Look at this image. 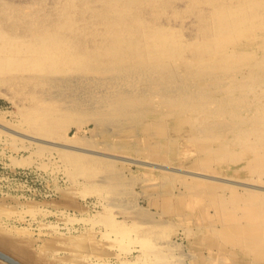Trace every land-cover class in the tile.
Returning <instances> with one entry per match:
<instances>
[{"label":"rangeland","instance_id":"obj_1","mask_svg":"<svg viewBox=\"0 0 264 264\" xmlns=\"http://www.w3.org/2000/svg\"><path fill=\"white\" fill-rule=\"evenodd\" d=\"M237 1L156 0L140 9L130 2L122 20L134 27L137 13L144 23L138 30L175 32L186 46L185 58H195L198 46L231 34L219 30L215 37L211 22L219 5ZM117 5L0 0V121L81 148H51L0 129V235L39 264H264V190L252 187L264 186V98L253 101L264 95V85L256 92L235 86L248 68L215 80L217 90L197 69L188 79L184 66L145 75L137 51L126 43L112 50L117 42L110 34L120 19L110 9ZM248 26H236L233 44L261 54L264 29ZM42 35L69 40L55 70L48 68L50 75L80 71L78 81L58 83L60 94L54 96L55 87L46 86L48 71L33 59L37 45L46 43L34 40ZM242 36L249 41L241 42ZM7 46H16L17 53L8 55ZM115 63L131 69L124 72ZM259 70L264 80V68ZM171 83L177 94L163 91ZM42 112L52 116L46 126L38 122ZM142 235L147 242L154 238L156 247ZM0 251L20 260L8 249Z\"/></svg>","mask_w":264,"mask_h":264},{"label":"bare ground","instance_id":"obj_2","mask_svg":"<svg viewBox=\"0 0 264 264\" xmlns=\"http://www.w3.org/2000/svg\"><path fill=\"white\" fill-rule=\"evenodd\" d=\"M119 5H117V9H110V13L112 14V16H119V25L118 27L116 28V30L110 34V37L112 38H106V40H112L113 42H117L116 45L113 46L112 50H122L123 47H122V44L123 43H126V46L127 48H131L133 49L134 51H137V53H139V56L141 58L139 59H144L143 63L141 65H139L140 68H143L144 67V73H146L145 75L147 74H151V72H162L164 70H169V71H174L175 70V67H173V64L174 66L178 67V66H184L185 69H186V72L188 74V79L192 78L191 77V73L194 69H197V71H202L204 73L203 76H201L200 79H202L203 81H208V82H211V88L215 87L216 85H218V83H216L217 79L219 78H222L223 75H234V74H242L244 71V69H247L248 71V75L247 77L245 78V80L240 84H235V86H238V88L240 89H250V91H255L256 89H262L261 87L264 85V80H260V77L257 76V72L259 69H263L264 68V42L263 44L261 45V47L258 49H261V54H257L256 52V48L254 49H249L250 51H247V52H244V51H238L240 49H236V46L235 44H233V39L235 37V28H237L236 26H240L241 23H243L244 26H248V25H251L253 28H259V30L261 29H264V0H239L235 3H227L224 7L219 5V8L221 11H215L216 12V16L214 14V20L213 22H211L212 24L214 23L216 26L215 30L213 29V31L215 33H212V35H215L216 37V33L217 35L220 34L221 32L219 30H226V29H229L231 34H227L225 35L224 37H221V38H218L217 37L215 39H213V41H206V43L203 45V46H198V50H195L197 51V56L195 58H191L189 57L188 59L185 58V55H184V49H185V45H183L182 43H180V37L175 33V32H167V31H163V30H158V29H148L147 27L145 28H141L140 30H138V26L140 27L141 24H144L141 19L139 18V15L137 13H135V17H134V20H135V26H131V27H126L124 25H126V23H124V21L122 20V15H125L126 16V11H127V7L129 6L130 4V0H126L128 2L124 3V0H116ZM156 0H133L131 2V4L133 3L134 7L136 6L137 9H140V5H142L143 3H147V2H154ZM124 3V4H123ZM235 4V5H234ZM126 7V8H125ZM225 7H228V8H225ZM110 18V17H109ZM213 20V19H212ZM224 21L228 22L225 23ZM234 21V22H233ZM236 21V22H235ZM238 22V23H237ZM112 25V24H111ZM234 27H231L229 28V26H233ZM110 26V25H108ZM143 26V25H142ZM212 27V28H213ZM249 27V26H248ZM247 27V28H248ZM250 28V27H249ZM244 29V28H243ZM237 30V29H236ZM247 30V29H246ZM228 31V30H227ZM242 32V31H241ZM245 32V31H244ZM251 32V31H250ZM258 32V31H257ZM263 33V32H262ZM247 34V33H246ZM253 34V33H252ZM255 34V33H254ZM211 35V36H212ZM238 36V35H237ZM241 36V35H240ZM264 36V35H263ZM230 39H228V38ZM260 37V36H259ZM214 38V36L212 37ZM246 37H241L239 39H241V42H247L249 41V38H246ZM36 39V41H38L39 43L41 42H46L42 45V47H40L41 45H37L36 47V50L39 51L37 52L34 56L36 58H33V59H38V66H41L40 68L42 69H45V72L48 71V74L46 78H48L46 81L48 82L46 85L47 86V89H52L53 87H55V89H52L51 90V93L53 95L51 96H54L55 94H60V91H57L59 90L57 85L60 84V82L62 81H65L67 82L66 80H69V79H76L78 81V77L79 76H76L78 73H77V70L74 69V73L72 71V73L74 75H70L72 74L70 72V70L67 71H59V73L57 72H54L55 76L53 74L50 75V72H49V69H52L51 72H53L56 67V65L58 64V61H60V51H63L66 47H69V40L68 38H62V37H58L57 35H53L52 37H46L43 35L42 36H35L34 40ZM210 39V38H209ZM225 39L229 40V41H226ZM244 39V40H243ZM238 41V40H236ZM65 43V44H64ZM253 43V42H252ZM258 43V42H257ZM59 44V45H58ZM129 44V45H128ZM256 44V43H255ZM138 45H139V48H138ZM254 45V44H253ZM209 46H212L213 48H210ZM8 47V46H7ZM5 48V51L8 53V55H10V52L13 53H17V47L14 46V47H8V48ZM209 47V48H208ZM20 51V50H18ZM133 51V52H134ZM239 52V53H238ZM12 54L10 56H12ZM30 55V54H29ZM54 55V56H53ZM203 55V56H202ZM9 56V57H10ZM15 56V55H13ZM31 57H32V54H31ZM228 57H232L233 59L231 58H228ZM32 59V58H31ZM55 59V60H54ZM54 60V62H52ZM57 60V61H56ZM35 61V62H37ZM56 61V62H55ZM42 62L44 64V66H42L43 64L40 63ZM53 63H57L56 65L53 64ZM131 63V62H130ZM42 64V65H41ZM52 64L53 65V68L50 66ZM114 65H116L118 68H120L122 71L124 72H127L129 69H131L129 66H127V63H123L122 66H120V64L118 65L117 63H115ZM217 67V70H213V68L215 66ZM48 66V67H46ZM55 66V67H54ZM111 66V65H110ZM113 66V65H112ZM58 67V66H57ZM108 67V65H107ZM133 67V66H132ZM49 68V69H48ZM117 68V70H118ZM180 68V67H179ZM119 69V70H120ZM181 69V68H180ZM180 69H177L180 70ZM41 70V69H40ZM40 70L38 69L39 73H40ZM182 70V69H181ZM261 71V70H259ZM42 72V71H41ZM65 72V73H63ZM117 72V71H116ZM120 72V71H119ZM118 72V73H119ZM194 72V74L196 73ZM200 72V73H202ZM63 73V74H61ZM68 73V74H66ZM70 73V74H69ZM77 73V74H75ZM132 73V72H131ZM141 73V72H140ZM43 75V73H41ZM45 74V73H44ZM123 74V73H122ZM121 74V76H123ZM181 73H179L180 75ZM185 74V73H184ZM245 74V73H244ZM247 74V73H246ZM53 75V76H52ZM46 76V75H45ZM81 76V75H80ZM83 76V75H82ZM120 76V75H119ZM120 76V79H122ZM130 76V75H129ZM187 76V75H186ZM236 76V75H235ZM42 77V76H41ZM110 77V76H109ZM225 77V76H224ZM239 77V76H238ZM45 78V79H46ZM78 78V79H77ZM156 78V77H155ZM176 78V77H175ZM181 78V77H180ZM183 78V77H182ZM226 78V77H225ZM243 78V77H242ZM263 78V77H262ZM38 79V78H37ZM82 79V78H80ZM85 79V78H84ZM110 79L112 80L113 78L110 77ZM110 79H107L108 81H111ZM119 79V80H120ZM148 79V78H147ZM184 79V78H183ZM195 79V77H194ZM237 79V78H235ZM240 79V78H239ZM165 80V79H163ZM160 81L161 84H163L164 81ZM167 80V79H166ZM169 80V79H168ZM167 80V82H168ZM193 79H191L192 81ZM216 80V81H215ZM232 80V79H231ZM42 81V80H41ZM44 81V80H43ZM44 81V82H46ZM89 81V80H87ZM106 81V80H105ZM158 81V80H157ZM187 81V80H186ZM185 81V82H186ZM230 81V80H229ZM234 81V80H233ZM97 82V81H96ZM118 82V81H117ZM195 82V81H194ZM201 82V81H200ZM240 82V80H239ZM37 83V82H36ZM59 83V84H58ZM79 83V82H78ZM109 83V82H108ZM111 84L114 83V80H112L110 82ZM155 83V82H154ZM191 83V82H190ZM40 84V83H39ZM43 84H46V83H43ZM42 82L40 85H42ZM175 84V82H174ZM62 85V84H61ZM72 85V84H71ZM167 85H172L171 84H166L163 88V91L165 92H169L167 94H171V95H174V94H177V90L174 86H167ZM228 85V84H226ZM232 85V83H231ZM45 86V85H44ZM67 86V85H65ZM77 86V85H76ZM75 86V87H76ZM99 86V85H98ZM208 86V84H207ZM74 87V88H75ZM131 87V86H130ZM162 87V86H161ZM161 87L158 88L159 90H161ZM173 87V88H172ZM177 87V86H176ZM217 87L216 86V90H217ZM221 87V86H220ZM89 88V87H88ZM178 88V87H177ZM229 88V87H228ZM227 88V89H228ZM61 89V88H60ZM86 89V88H85ZM156 89V88H155ZM153 88V90H155ZM182 89V87H181ZM185 89V87H184ZM189 89V88H188ZM192 89V88H191ZM233 89V88H232ZM88 90V89H87ZM90 90V89H89ZM157 90V89H156ZM209 90V89H208ZM235 90V88H234ZM62 91V90H61ZM162 91V90H161ZM180 91V90H179ZM207 91V90H206ZM219 91V90H218ZM222 91V90H221ZM80 92V91H79ZM82 92V90H81ZM86 92V91H84ZM153 92V91H152ZM158 92V91H157ZM190 92V91H189ZM213 92V90H212ZM256 92V91H255ZM83 93V92H82ZM90 93V92H89ZM209 93V91H208ZM218 93V92H217ZM50 94V93H49ZM68 94V93H67ZM91 94V93H90ZM161 94V93H159ZM180 94V93H179ZM178 94V96H179ZM183 94V93H182ZM188 94V93H186ZM193 95H196L195 91L192 92ZM199 94V97H202L204 94ZM247 94V93H246ZM244 94V95H246ZM149 95V94H148ZM154 95V94H153ZM163 95H165L163 93ZM209 95V94H208ZM229 95V94H228ZM240 96V98H243V96ZM161 96V95H160ZM159 96V97H160ZM181 96V94H180ZM189 96V94H188ZM210 96V95H209ZM213 96V95H211ZM215 96V95H214ZM261 96L262 98H264V95H259V96H256L257 99H254V104L256 103H262L261 102ZM83 97V96H82ZM165 97V96H164ZM170 97V96H169ZM187 97V95H186ZM192 97V96H191ZM235 97V96H234ZM86 98V97H85ZM141 98V97H140ZM139 98V99H140ZM166 98V97H165ZM145 99V98H144ZM163 99V98H162ZM199 99H202V98H199ZM206 99V98H205ZM77 100V99H76ZM105 100V99H104ZM84 101V100H83ZM144 101V100H143ZM234 101V100H233ZM256 101V102H255ZM238 102V101H237ZM249 102V101H248ZM250 103V102H249ZM83 104V103H82ZM86 104V103H84ZM240 104V103H239ZM238 104V105H239ZM243 104V103H242ZM211 105V104H210ZM237 105V104H236ZM241 105V104H240ZM239 105V106H240ZM244 105V104H243ZM259 105V104H258ZM208 107V106H207ZM211 107V106H210ZM216 107V106H215ZM236 107V106H235ZM238 107V106H237ZM205 108V107H204ZM74 109V108H73ZM255 109V108H254ZM204 110V109H202ZM256 110V109H255ZM39 112V111H37ZM33 114V113H32ZM40 114V115H39ZM44 115V117L42 118V116ZM36 116V113L34 114ZM51 114H47V113H38V117L41 116V119H39L37 116L36 121L37 119L38 122L40 123H43L44 125H48V123L51 121L52 119V116H50ZM195 115V114H193ZM34 116V117H35ZM260 116V115H259ZM192 117V116H190ZM96 118V117H95ZM111 118V117H110ZM34 118L32 117L31 120H33ZM259 119V118H258ZM43 120V121H42ZM96 120V119H95ZM260 120V119H259ZM37 122V123H38ZM33 123V122H32ZM52 123V122H51ZM208 123V122H207ZM39 125V124H38ZM45 125V126H46ZM51 125V124H50ZM235 125V124H234ZM36 126V125H35ZM40 127V125H39ZM230 127V126H229ZM2 128H4L7 132H13L15 134H18L20 136H23L25 138H28L29 140H37V141H43L44 143H46L47 145H49L51 148H56V149H63V150H77V149H81V148H77V147H73L69 144H63V143H60V142H55V141H51V140H46L45 136H42V137H45V138H42V137H39L37 136V134H31L29 132H25V131H19L17 129H13V127H9V126H6V124L2 121H0V129L2 130ZM44 128V127H43ZM235 129V128H234ZM248 129V127H247ZM215 130V129H214ZM218 130V129H217ZM238 130V129H236ZM3 131V130H2ZM1 131V132H2ZM230 131V130H229ZM6 132V133H7ZM43 135V134H41ZM194 136V135H193ZM232 136V134H231ZM230 136V137H231ZM258 136V135H257ZM48 137V136H47ZM52 137V136H51ZM55 137V136H54ZM53 138V137H52ZM57 138V137H56ZM65 139V138H64ZM62 139V140H64ZM69 139V138H68ZM67 140V139H66ZM65 140V141H66ZM70 140V139H69ZM68 140V141H69ZM260 140V139H259ZM263 140V139H261ZM67 142V141H66ZM241 142V141H240ZM259 142V141H258ZM264 142V141H263ZM43 143V144H44ZM236 145V144H235ZM83 150V149H82ZM96 151V150H95ZM81 152V151H80ZM94 152V151H93ZM97 153V152H96ZM229 153V152H228ZM53 156V155H52ZM77 157V156H76ZM81 157V156H80ZM121 158V157H120ZM126 158V157H125ZM74 159V158H73ZM123 159V158H122ZM70 160V159H69ZM76 160V159H75ZM78 160V159H77ZM124 160V159H123ZM128 160V159H127ZM133 160V159H132ZM140 160V159H139ZM79 161V160H78ZM82 161V160H81ZM131 161V159L129 160ZM136 161V160H134ZM142 162V160H140ZM74 162V161H73ZM80 162V161H79ZM84 162V161H82ZM89 162V161H88ZM87 162V163H88ZM137 162V161H136ZM140 162V163H141ZM145 162V161H144ZM71 163V162H70ZM69 163V164H70ZM77 163V162H76ZM76 163H73V164H76ZM86 163V162H85ZM84 163V164H85ZM86 163V165H87ZM80 164V163H79ZM92 164V163H91ZM148 164V163H147ZM152 164V163H151ZM264 165V164H263ZM69 166V165H68ZM79 166V165H78ZM89 166V165H88ZM93 165H91L92 167ZM159 166V165H158ZM170 166V165H169ZM74 167V165L72 166ZM164 167V166H162ZM167 168V167H166ZM173 169V168H172ZM182 171V169L180 170ZM188 171V170H187ZM183 172V171H182ZM186 172V171H184ZM204 172V171H203ZM188 173V172H187ZM191 173V172H190ZM201 173V171H200ZM212 173V172H211ZM197 174V172H196ZM204 174V173H203ZM213 174V173H212ZM261 174V173H260ZM194 175V174H193ZM198 175V174H197ZM196 175V176H197ZM195 176V175H194ZM209 177V175H207ZM206 177V176H205ZM222 177V176H221ZM260 177V176H259ZM207 178V177H206ZM212 179V177H211ZM215 179V178H214ZM253 179V178H252ZM255 179V178H254ZM218 180V179H217ZM227 180V179H226ZM231 180V179H230ZM230 180L228 182H230ZM214 181V180H213ZM216 181V180H215ZM223 181V180H222ZM221 181V182H222ZM261 181V180H260ZM232 182V180H231ZM235 182V181H234ZM257 182V181H256ZM263 182V181H262ZM218 183V182H216ZM233 183V182H232ZM236 183V182H235ZM242 183V182H241ZM264 183V182H263ZM224 184V183H223ZM236 184H240L239 182L236 183ZM250 184V183H249ZM248 184V186H249ZM252 184V183H251ZM225 185V184H224ZM245 185V183H244ZM254 185V184H253ZM231 186V185H230ZM246 186V185H245ZM251 186V185H250ZM253 188H259V189H262L264 190V186L263 187H259V186H252ZM245 190V189H244ZM246 190H249V189H246ZM245 190V191H246ZM255 191V190H253ZM258 191V190H257ZM256 191V192H257ZM251 192V191H250ZM247 196V195H246ZM235 198V197H234ZM241 198V197H240ZM249 199V198H248ZM235 200V199H234ZM239 200V198H238ZM255 201H257L256 199H254ZM252 201V200H250ZM248 201V202H250ZM254 202V201H253ZM235 203V202H234ZM252 207V206H251ZM264 210V209H263ZM152 227V226H151ZM115 228V227H114ZM155 228V227H153ZM157 230V229H156ZM159 232H160V229H159ZM162 232V231H161ZM156 233V232H155ZM146 234V233H145ZM163 234V232H162ZM161 234V235H162ZM155 235V234H154ZM159 235L160 233L158 234L157 233V236L159 238ZM164 235V234H163ZM218 235V234H217ZM143 239L145 236H143ZM155 239H156V235L154 236ZM163 237V236H162ZM241 237V236H240ZM148 238V237H146ZM145 238V239H146ZM157 238V239H158ZM161 238V237H160ZM144 239V240H145ZM166 239V238H164ZM162 238V240H164ZM147 240V239H146ZM144 241L146 242L145 244L149 243L151 244L150 242H152L154 240V238H150V241L148 240L147 241ZM159 240V239H158ZM171 240V239H170ZM10 240H8L7 238H5L4 236H1L0 235V246L2 248H5V249H8L14 256L20 258L19 261H17L18 263L20 264H39L37 263V260L34 259L35 257H33L31 255V253L27 250V249H18V246L17 247H14L15 244H11L9 242ZM143 240H141L142 242ZM155 242V241H154ZM242 242V241H241ZM170 244V243H169ZM172 244V243H171ZM171 244H170V247H171ZM243 244V243H242ZM12 245V246H11ZM143 245V243H142ZM153 246V244H151ZM155 245V244H154ZM158 245V249L161 248L162 244H161V240L160 242L157 243ZM166 245V244H165ZM174 245V244H173ZM16 246V245H15ZM169 246V245H168ZM143 247V246H142ZM155 246H153V249H154ZM21 248V247H19ZM152 248V247H151ZM163 248V247H162ZM167 248V247H166ZM157 249V248H156ZM164 249V248H163ZM152 250V249H151ZM153 251V250H152ZM151 251V252H152ZM150 252V253H151ZM164 252V251H163ZM3 253V252H2ZM161 253V252H160ZM170 253V252H169ZM5 254V253H4ZM149 254V252H148ZM162 254V253H161ZM165 254V252H164ZM167 254V252H166ZM7 255V254H6ZM9 256V255H8ZM170 257V256H169ZM174 257V256H173ZM180 257V256H179ZM12 258V257H11ZM15 257H13L14 259ZM164 259V258H163ZM171 259V258H170ZM15 260V259H14ZM176 260V259H174ZM0 264H11L7 261H4L3 259L0 258ZM175 264V263H174ZM178 264V263H177Z\"/></svg>","mask_w":264,"mask_h":264},{"label":"water","instance_id":"obj_3","mask_svg":"<svg viewBox=\"0 0 264 264\" xmlns=\"http://www.w3.org/2000/svg\"><path fill=\"white\" fill-rule=\"evenodd\" d=\"M0 258L3 259L4 261H7V262L11 263V264H20L16 260L11 258L10 256L2 253L1 251H0Z\"/></svg>","mask_w":264,"mask_h":264}]
</instances>
